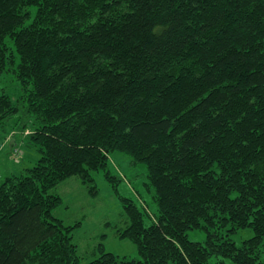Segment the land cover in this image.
Wrapping results in <instances>:
<instances>
[{
  "label": "trees",
  "instance_id": "16d2710c",
  "mask_svg": "<svg viewBox=\"0 0 264 264\" xmlns=\"http://www.w3.org/2000/svg\"><path fill=\"white\" fill-rule=\"evenodd\" d=\"M12 119L41 157L0 185V264H80L49 190L97 192L116 151L146 165L158 212L124 199L139 259L101 245L87 264H264V0H0V129Z\"/></svg>",
  "mask_w": 264,
  "mask_h": 264
},
{
  "label": "rangeland",
  "instance_id": "374dc122",
  "mask_svg": "<svg viewBox=\"0 0 264 264\" xmlns=\"http://www.w3.org/2000/svg\"><path fill=\"white\" fill-rule=\"evenodd\" d=\"M2 85L5 86V92L14 95L16 100L18 82L8 77L4 78ZM20 127V120L12 119L0 129V185L10 176L24 174L41 157L28 138L34 127L30 125L25 130ZM132 161V157L124 152L111 153L108 170L116 179L114 182L108 180L102 170L92 172L97 192L78 177L67 179L49 190L62 198V203L53 210V215L66 226H76L73 243L78 247L80 264L98 259L101 245L106 252L120 258L139 259L136 245L130 239L121 237L131 225L124 199L135 202L153 219L158 206L154 201L155 192L150 185L146 165L133 164ZM148 215L145 216V224L149 226L152 219ZM253 236V230L245 229L233 235L232 240L241 246ZM189 238L194 242L205 243L207 233L192 230L189 231ZM218 260L212 257L208 264H217ZM227 262L233 264L230 260Z\"/></svg>",
  "mask_w": 264,
  "mask_h": 264
}]
</instances>
